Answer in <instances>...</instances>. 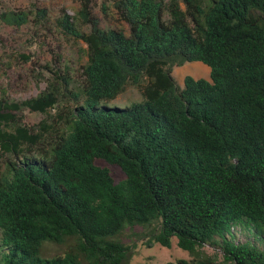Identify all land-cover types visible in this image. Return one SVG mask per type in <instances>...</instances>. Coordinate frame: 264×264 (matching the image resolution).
I'll return each instance as SVG.
<instances>
[{
    "label": "trees",
    "instance_id": "trees-1",
    "mask_svg": "<svg viewBox=\"0 0 264 264\" xmlns=\"http://www.w3.org/2000/svg\"><path fill=\"white\" fill-rule=\"evenodd\" d=\"M76 2L54 24L86 45L81 79L46 66L37 95H0V264H129L119 235L135 225L148 247L174 240L190 256L164 264H222L206 244L226 264H264V0L101 2L123 27ZM49 20L45 7L0 9L11 27ZM188 61L209 79L179 86L172 68ZM128 85L140 100L111 105ZM24 109L46 118L28 126Z\"/></svg>",
    "mask_w": 264,
    "mask_h": 264
},
{
    "label": "rangeland",
    "instance_id": "rangeland-1",
    "mask_svg": "<svg viewBox=\"0 0 264 264\" xmlns=\"http://www.w3.org/2000/svg\"><path fill=\"white\" fill-rule=\"evenodd\" d=\"M106 0H95V8L102 25H114L123 27L114 20L111 14H103L99 10V4ZM33 7H45L50 20L45 29L34 28L30 25H22L19 28L11 27L0 21V95L3 93L10 100H21L37 95L46 88L47 84L54 77L49 68H60L62 72L67 71L74 80L81 79V66L86 61V45L81 40L64 35L58 31L54 24V16L65 11L69 15H75L77 8L76 0H0V9L20 10L33 9ZM82 29H86L84 26ZM31 54V60L25 62L20 54ZM209 67L200 61H188L180 66L172 68V76L179 86L183 85L186 75L194 78L209 79ZM140 94L135 86L128 85L110 103L124 106L131 102L140 100ZM56 109L49 110L53 115ZM22 122L28 126L37 124L46 118V114L22 110ZM48 118V117H47ZM96 163L108 167L115 182L122 180L125 175L116 165L107 164L105 161L97 160ZM147 230L135 225L127 227L119 235L125 244L131 247L129 264H164L167 261H174L176 258H188V253L180 249L173 240L170 247H164L157 243L148 247L146 243ZM236 237L244 240L243 231H237ZM71 240L63 244L45 243L43 251L45 255L63 254ZM203 249L207 254L215 256L222 264L223 256L219 248L211 245H204Z\"/></svg>",
    "mask_w": 264,
    "mask_h": 264
}]
</instances>
